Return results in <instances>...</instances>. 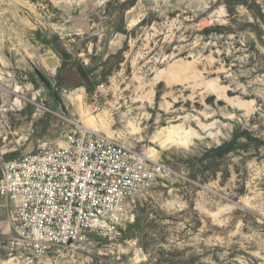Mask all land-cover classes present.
<instances>
[{"label":"rangeland","instance_id":"obj_1","mask_svg":"<svg viewBox=\"0 0 264 264\" xmlns=\"http://www.w3.org/2000/svg\"><path fill=\"white\" fill-rule=\"evenodd\" d=\"M69 120L169 172L120 243L91 234L37 264H264V0H0V173L63 145Z\"/></svg>","mask_w":264,"mask_h":264},{"label":"built area","instance_id":"obj_2","mask_svg":"<svg viewBox=\"0 0 264 264\" xmlns=\"http://www.w3.org/2000/svg\"><path fill=\"white\" fill-rule=\"evenodd\" d=\"M69 122L63 145H44L1 168L0 198L12 213L0 249L24 264H37L91 234L120 243L135 220L139 195L169 172L125 141Z\"/></svg>","mask_w":264,"mask_h":264},{"label":"crops","instance_id":"obj_3","mask_svg":"<svg viewBox=\"0 0 264 264\" xmlns=\"http://www.w3.org/2000/svg\"><path fill=\"white\" fill-rule=\"evenodd\" d=\"M11 213L12 207L4 199L0 198V215H2L0 217V231L4 234H9L11 231Z\"/></svg>","mask_w":264,"mask_h":264},{"label":"trees","instance_id":"obj_4","mask_svg":"<svg viewBox=\"0 0 264 264\" xmlns=\"http://www.w3.org/2000/svg\"><path fill=\"white\" fill-rule=\"evenodd\" d=\"M244 2V1H243ZM122 32H126L125 29H119ZM55 97V95H54ZM247 137H249L250 140H252L253 138L250 136V134L245 133ZM237 136L235 138H233L231 141L229 142H225L223 145L215 148V149H211L212 152H217V153H223V152H227V151H231L233 149L236 148V142H237ZM9 156H13L12 154L10 155H6V157Z\"/></svg>","mask_w":264,"mask_h":264},{"label":"water","instance_id":"obj_5","mask_svg":"<svg viewBox=\"0 0 264 264\" xmlns=\"http://www.w3.org/2000/svg\"><path fill=\"white\" fill-rule=\"evenodd\" d=\"M33 68H34V72L37 74V76L40 77V79L45 83V85L49 89H51L52 85H51L49 79L37 67H35V65H33ZM83 74H84V77H86L85 71H83ZM54 95H55V98L61 103L63 111L66 113V108H65V105L63 103L62 98L60 97V95L57 92H54ZM40 264H44V263H40Z\"/></svg>","mask_w":264,"mask_h":264}]
</instances>
